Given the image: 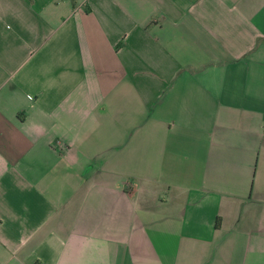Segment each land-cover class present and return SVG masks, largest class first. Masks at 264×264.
Masks as SVG:
<instances>
[{
    "label": "crops",
    "instance_id": "crops-1",
    "mask_svg": "<svg viewBox=\"0 0 264 264\" xmlns=\"http://www.w3.org/2000/svg\"><path fill=\"white\" fill-rule=\"evenodd\" d=\"M0 264H264V0H0Z\"/></svg>",
    "mask_w": 264,
    "mask_h": 264
},
{
    "label": "trees",
    "instance_id": "trees-1",
    "mask_svg": "<svg viewBox=\"0 0 264 264\" xmlns=\"http://www.w3.org/2000/svg\"><path fill=\"white\" fill-rule=\"evenodd\" d=\"M220 226H221V220L218 219L216 223V229H220Z\"/></svg>",
    "mask_w": 264,
    "mask_h": 264
}]
</instances>
